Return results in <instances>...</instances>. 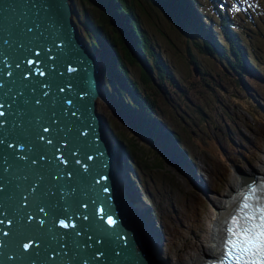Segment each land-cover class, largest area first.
<instances>
[{"label": "water", "instance_id": "1", "mask_svg": "<svg viewBox=\"0 0 264 264\" xmlns=\"http://www.w3.org/2000/svg\"><path fill=\"white\" fill-rule=\"evenodd\" d=\"M75 17L73 0H0V112L5 113L0 117V264H153L147 216L131 202L129 179L118 174L123 163L111 126L98 112V99L108 98L99 51L81 34ZM69 66L77 72L68 73ZM102 175L107 179L97 184ZM244 176L247 185L255 173ZM101 207L116 221L114 227L98 214ZM60 218L77 227L59 228ZM29 241L32 247L25 252L22 243Z\"/></svg>", "mask_w": 264, "mask_h": 264}, {"label": "rangeland", "instance_id": "2", "mask_svg": "<svg viewBox=\"0 0 264 264\" xmlns=\"http://www.w3.org/2000/svg\"><path fill=\"white\" fill-rule=\"evenodd\" d=\"M201 1L206 13L217 20L211 0ZM223 1L237 25V33L251 49L254 62H247L249 69L246 68L242 76L239 75L240 70L231 66L226 69L219 58L200 51L194 40L202 42L201 38L185 37L159 9L148 6L138 9L154 46L170 64L173 73L170 72L180 85L167 78L162 91L158 88L163 86L161 82L158 86L148 87V93L160 109L161 106L165 109L161 112L162 119L180 134L181 144H185L183 149H188L195 164L192 168L171 156L175 153V146L170 145L166 149V157L161 153L162 148L155 147L159 156L166 158L161 163L152 150L141 145L136 158L142 160L145 171L142 182L153 200L145 198L137 186L138 192L134 193L131 183L136 185L133 177L136 172L131 162L127 166L122 164L124 173L118 169L120 176L124 174L129 179L127 192L132 196L131 202L140 209V198L147 206L142 209L148 223L154 219L156 235L151 227L149 232L154 238L158 261L163 260L167 264H176L174 250H180L190 241L198 243L202 233L208 234L206 230L212 221H216L218 203L214 202L215 198L229 188L231 180L242 179L240 170L249 174L248 170L255 167L258 158L264 155V0H249L248 5L242 0ZM78 6L83 5L80 3ZM88 7L92 9L90 5ZM191 55L199 60L198 72L190 63ZM131 71L132 77L141 81L140 68L131 66ZM206 82L210 86H206ZM115 99L120 100L113 96L100 97L98 112L105 116L125 143L139 144L133 138L136 137L151 147L140 135L132 134L130 130L135 125ZM177 107L187 110V117L179 123L171 118V115L176 116ZM119 152L124 157L122 149L119 148ZM179 155L181 152L177 158L182 161ZM176 162L183 168H179ZM253 173L255 171L250 174Z\"/></svg>", "mask_w": 264, "mask_h": 264}, {"label": "trees", "instance_id": "3", "mask_svg": "<svg viewBox=\"0 0 264 264\" xmlns=\"http://www.w3.org/2000/svg\"><path fill=\"white\" fill-rule=\"evenodd\" d=\"M242 1L246 5L250 3L249 0ZM80 3L82 7L78 6ZM211 4H213L212 9L217 15V20L206 13L201 0H80V2L73 0V6L76 9L75 20L81 34L92 47H95V52L99 51L98 57L105 72L107 90L120 99H115V103L120 104L121 109L126 111V116L137 123L134 128L140 130L139 135L151 146L149 147L136 137L133 138L139 144L125 143L108 121L111 126L112 141L116 142L127 158L126 160L123 157L125 159L122 161L123 164L127 166L131 162L135 167L136 177L134 175L133 177L136 185L133 182L131 187L137 186L147 199L153 200V197L142 182L145 173L142 160L139 157L136 158L141 145L152 150L153 155L157 156L161 163L165 162L166 158L159 156L154 146L162 149L164 146L167 148L170 145L175 146V153L171 156L180 164L186 163L192 168L195 164L188 149H183L185 144H181L180 134L178 135L175 128L162 119L161 112H165V109L162 106L160 109L148 93V87L158 86L161 82L163 85L167 78H172L177 86L180 87V85L170 72L171 70L173 73L170 64L154 46L148 31L142 24L138 9L143 6L159 9L185 37L201 38L202 42L194 40L195 46L200 51L213 58H219L226 69L231 66L237 71L240 70L239 75L242 76L244 70L249 69L247 62L249 60L254 62L250 55L251 49L241 34L237 33V25L224 1L211 0ZM254 54L256 55L255 52ZM189 59L190 63L196 66L195 70L199 71L197 69L199 60L194 55H191ZM131 66L140 68L142 83L132 77ZM205 85L210 86L208 82ZM165 86L166 84L158 88L162 91ZM175 115V117L171 115V118L179 123L187 117V110L177 107ZM178 152H181L179 156L182 161L177 158ZM163 154L168 156L166 152ZM134 193L137 194L135 191ZM138 203L146 209L147 206L140 198ZM154 217L157 216L154 215Z\"/></svg>", "mask_w": 264, "mask_h": 264}, {"label": "snow or ice", "instance_id": "4", "mask_svg": "<svg viewBox=\"0 0 264 264\" xmlns=\"http://www.w3.org/2000/svg\"><path fill=\"white\" fill-rule=\"evenodd\" d=\"M5 43H7V41H5ZM37 55H39V53H37ZM5 63H7L6 58H5ZM27 64L32 65L33 60L28 59ZM17 67H19V65H17ZM67 72L75 74L77 72V69L72 67V66H69L67 68ZM8 75L10 76L11 73H8ZM40 76L47 79V76L43 71H40ZM0 86H2V85H0ZM43 87L45 89H49L50 85L44 84ZM60 92H64L63 87L60 88ZM43 95L45 97L48 96L49 95L48 91H45L43 93ZM84 95H87V92H85ZM67 103L72 104V101L69 100V101H67ZM36 104L39 105L40 100H37ZM0 107H3V105H0ZM72 115L75 116L76 113L73 112ZM3 116H5V113L0 112V117H3ZM43 131L45 133H49V135H51L49 128L45 127L43 129ZM38 139L43 141L45 138H44V136H39ZM0 143H2V141H0ZM47 143L49 145H51L53 143V141L48 140ZM11 146L12 145H9V147H11ZM20 147L22 148L23 145H21ZM57 151H59V149H57ZM18 158L22 159V160L26 159V157H24V156H19ZM41 159H44V157H41ZM88 159L92 160L93 157L88 156ZM57 160H59L64 165H67V163H68L66 158H62L60 156H57ZM35 163H36V161H33V164H35ZM76 164L80 165L81 161L79 159H77ZM84 171L85 172L88 171L87 165H84ZM68 176H69V178H71L72 174L68 173ZM104 179H107V177L102 175L99 177V180H97L96 183L99 184L100 181H102ZM35 191H36V187L34 186L32 188V192L34 193ZM74 191H75V189H73V192ZM107 191H108V188L104 187L103 192H107ZM27 199H28L27 196L23 197V201L26 202ZM84 207H87V205H84ZM244 207L247 208L248 205L245 204ZM39 211L41 213H43L45 216L48 215V213L46 212L44 207H40ZM97 212H98V214H101L102 216L106 215V220L104 221L106 223V225H108L110 227L115 226L116 221L113 219V217L111 215L105 214L104 208H102V207L98 208ZM84 219L87 220L88 217L85 216ZM28 221L33 222V216L32 215L28 216ZM248 221H249L248 224L240 226L239 233H236L235 231H233V235L237 236V241L241 246L239 248V253L235 254V259L233 260L232 264H264V209H262L259 213H256L253 216L249 217ZM0 223H3V221H0ZM8 223L11 225L13 223V221L9 220ZM39 224L41 226H43L45 224V221L43 219H41V220H39ZM58 227L61 229L68 230V229H74L77 226L73 223H69L65 218H60L58 220ZM5 235L7 236L8 233H5ZM31 247H32L31 241L22 243V249L25 252L29 251L31 249ZM233 247H235V243H233ZM229 251H231V249H229ZM85 264H86V262H85Z\"/></svg>", "mask_w": 264, "mask_h": 264}, {"label": "bare ground", "instance_id": "5", "mask_svg": "<svg viewBox=\"0 0 264 264\" xmlns=\"http://www.w3.org/2000/svg\"><path fill=\"white\" fill-rule=\"evenodd\" d=\"M124 158H125V156H124ZM125 159L127 160V158H125ZM122 160H123V157H122ZM176 165L179 168H183L182 165H180L178 163ZM248 171H249V174L252 173L253 171H255V175L260 174V175L264 176V155L260 156L258 158V162H257L256 166L251 167ZM241 173L244 175L247 172L242 171ZM243 175H241V176H243ZM251 175H253V174H251ZM243 182H244L243 178L241 180L239 178L238 179L234 178L233 180L230 181L229 188H227L224 193L220 194L218 197L215 198L214 202L218 203V206L216 207L217 211L215 213V216H216L215 223L212 221V225L209 226V230H206V233H208V234L202 233V235H200V238L198 239V243H197V241H190L189 243H187L183 247H181L180 250H174L173 254H174V258L176 259V261H175L176 264H201L209 256H213L216 253H219L221 251L222 235L224 234V226H225L223 224V221L231 214L233 207L236 205L235 198L238 197V193H239L241 187L243 186ZM146 221H147V219H146ZM134 223L138 226V224L135 221H134ZM147 223H148V221H147ZM142 224H144V223H142ZM149 225L155 234V231L153 230L151 224H149ZM140 228L143 229L142 232H144V230H145L149 234L145 225H142ZM149 236H150V234H149ZM150 237L152 240L151 243H153L154 238H152V236H150ZM159 244L161 246L162 242L159 241ZM208 252H210L211 254H207ZM154 254H155V259H153V264H156L157 262H158V264H167L163 260H161L159 262L158 257L156 260V253H154ZM159 254H160V252H159Z\"/></svg>", "mask_w": 264, "mask_h": 264}, {"label": "flooded vegetation", "instance_id": "6", "mask_svg": "<svg viewBox=\"0 0 264 264\" xmlns=\"http://www.w3.org/2000/svg\"><path fill=\"white\" fill-rule=\"evenodd\" d=\"M108 95L114 97L113 93H112V92H109V91H108ZM109 103L113 106V103H112V102H109ZM130 131H131L132 134H134V135H139V134H140V130L137 129V128H134V127H133Z\"/></svg>", "mask_w": 264, "mask_h": 264}, {"label": "clouds", "instance_id": "7", "mask_svg": "<svg viewBox=\"0 0 264 264\" xmlns=\"http://www.w3.org/2000/svg\"><path fill=\"white\" fill-rule=\"evenodd\" d=\"M108 96H110V95H108ZM113 105H114V104H113ZM131 123H133L135 126H137V123H136L134 120H132V119H131ZM142 139L144 140V138H142ZM154 147H156V146H154ZM158 148H159V146H158ZM164 148H165V149H168L166 146H164ZM162 150H163V151H162V152L160 151V152H161L162 154L165 153V152H164V149H162ZM166 154H168V153H166ZM163 155H164V154H163ZM164 156H165V155H164ZM165 157H166V156H165Z\"/></svg>", "mask_w": 264, "mask_h": 264}]
</instances>
